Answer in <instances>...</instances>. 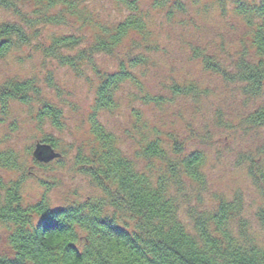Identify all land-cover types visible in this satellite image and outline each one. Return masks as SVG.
Instances as JSON below:
<instances>
[{
    "label": "trees",
    "instance_id": "trees-1",
    "mask_svg": "<svg viewBox=\"0 0 264 264\" xmlns=\"http://www.w3.org/2000/svg\"><path fill=\"white\" fill-rule=\"evenodd\" d=\"M91 1L0 0V9L22 22L0 21V60L31 46L41 33L38 24H66L69 17L90 31V37L54 33L47 45L37 43L33 50L42 52L45 64L55 60L80 76L89 69L95 74L86 140L75 147L74 165L102 194L60 208H52L46 197L26 206L23 179H0V222L9 230L12 248L11 254L0 255V264H264V147L248 148L237 162L247 169L258 194L256 207L242 190L232 195L212 191L211 156L195 146L211 143L212 134L200 132L196 117L212 89L189 74L178 76L175 68L159 78L164 63H176L170 35L174 25L188 31L196 24L205 10L201 0H110L124 14L114 22L94 17ZM231 1L243 26L234 52L202 46L187 32L179 42L182 50L188 47L189 60L200 62L239 95L244 109L226 112L214 104V125L248 133L264 128V0ZM216 4L222 14L229 13L226 0ZM28 6L36 19L25 11ZM101 56L113 59L116 69L101 67ZM46 86L63 97L51 72ZM42 92L36 77L1 83V120L16 101L37 103L42 132L37 144L51 146L60 154L56 164L62 165L73 143L67 150L52 129L63 132L67 116L60 103ZM105 116L129 119L124 135L109 127ZM11 128L18 127L12 123ZM128 142L131 151L124 148ZM37 144L27 153L34 156ZM53 160L40 162L34 156L35 166H29L15 148H0V167L22 170L21 178L37 166L48 168Z\"/></svg>",
    "mask_w": 264,
    "mask_h": 264
},
{
    "label": "rangeland",
    "instance_id": "rangeland-1",
    "mask_svg": "<svg viewBox=\"0 0 264 264\" xmlns=\"http://www.w3.org/2000/svg\"><path fill=\"white\" fill-rule=\"evenodd\" d=\"M216 1L201 0V9L205 10H201V15L196 17V24L188 26V31L181 24L174 25V31L170 35L173 43H175L173 49L177 53L176 63H174L175 66L171 65L172 63H164L159 78L161 79L162 73L164 75L168 74L169 70L175 68L178 76L189 74L190 77L200 80L212 89V98L203 101L202 111L196 117V120L202 126L200 132L205 134L207 130L212 134L211 143L210 145L199 143L195 145L204 148L211 156L212 161L207 170L211 182L210 187L214 192H226L229 195H232L236 190H242L246 194L250 206L256 207L259 200L258 194L248 176L247 169L237 165V162L239 154L248 148L256 152V149L264 147V128L247 133L242 129L232 132L231 130L219 129L214 125V104L217 103L226 112H230L234 108L244 109L241 106L239 95L228 88L221 78L205 71L200 62L189 60L188 47L182 50L179 42L187 32L188 39L198 40L200 38V44L202 46L208 45L210 49H213L214 44L219 47L225 46V48L223 47L225 50L232 52L238 48L239 44L236 43V39L242 36L243 26L232 13L233 2L226 0L229 13L222 14ZM206 5L207 7H205ZM89 7L93 10L94 17L106 22L109 20L110 22L118 21L124 16L110 0H94L89 3ZM195 8L194 5L191 6L192 12ZM25 11L31 15V18L36 19L33 16V6L26 7ZM6 20L22 23L20 18L14 15L13 12L0 9V21ZM76 20V18L69 19L68 17L66 24L57 26L35 25L41 33L38 37L32 39V45L22 51L12 52L8 58L0 60V84L12 77H36L40 86L44 88L42 93H45L49 98L52 96L56 102L64 107L67 116V127L63 132L52 129L53 135L63 140L67 150L69 149L68 146L73 143V148L69 149L62 165H57L54 159L48 168L40 166L33 168L31 175L28 177L21 178L23 176L22 170H7L0 167V179L3 182L9 183L12 180L23 179L22 200L26 206L46 197L52 208H60L102 195L98 188L91 185L89 178L78 172L74 165L75 147L86 140V132L89 127L87 116L94 102L95 85L93 83L96 81L95 74L89 69L87 76H80L77 71L62 67L55 60L47 61L45 64L46 60L42 52H34L33 50L37 43L47 45L50 41L48 39L54 33L87 35L90 37V31L86 28H80V24ZM158 23L160 22L158 21ZM164 28H167V26H164ZM98 62L101 67L110 71L116 69L113 59L107 56H101V58H98ZM49 72L52 73L55 83L63 90L62 98L57 97V92L54 89H47L46 76ZM154 81L157 80L154 78ZM37 108V103L24 105L16 101L10 105V114L4 120H1L2 114L0 112V148L8 146L15 148L19 160L21 162L23 160L29 166H35L34 156L28 154L26 149L34 148L42 135L36 118L35 110ZM146 110L147 114L152 116L153 109ZM186 117L187 119L191 118L189 114H186ZM103 121L109 127L124 135L129 119L123 116H105ZM12 123H16L18 128L12 129ZM46 128L47 126L43 127L44 130ZM228 135L230 139H228ZM124 148L131 151V142H128ZM8 235L9 230L6 224L0 222V255L12 253V248L8 244Z\"/></svg>",
    "mask_w": 264,
    "mask_h": 264
},
{
    "label": "water",
    "instance_id": "water-1",
    "mask_svg": "<svg viewBox=\"0 0 264 264\" xmlns=\"http://www.w3.org/2000/svg\"><path fill=\"white\" fill-rule=\"evenodd\" d=\"M34 156L40 161V162H50L56 157H59L60 154L55 152L51 148V146L47 144H37L35 150H34Z\"/></svg>",
    "mask_w": 264,
    "mask_h": 264
}]
</instances>
